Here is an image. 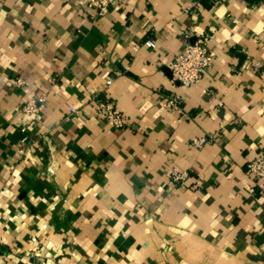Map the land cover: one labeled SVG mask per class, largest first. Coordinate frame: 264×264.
I'll return each instance as SVG.
<instances>
[{
  "label": "crops",
  "instance_id": "obj_1",
  "mask_svg": "<svg viewBox=\"0 0 264 264\" xmlns=\"http://www.w3.org/2000/svg\"><path fill=\"white\" fill-rule=\"evenodd\" d=\"M188 1L100 14L87 0H0V264H264V188L245 171L264 147V0L186 14ZM204 33L211 68L172 81L173 55ZM38 96L40 113H24Z\"/></svg>",
  "mask_w": 264,
  "mask_h": 264
},
{
  "label": "built area",
  "instance_id": "obj_2",
  "mask_svg": "<svg viewBox=\"0 0 264 264\" xmlns=\"http://www.w3.org/2000/svg\"><path fill=\"white\" fill-rule=\"evenodd\" d=\"M113 0H87L89 6L95 7L100 14L107 11ZM223 0H189L184 6V13L193 14L202 5L203 2L209 5H214ZM155 39H147L144 45L150 48H155ZM215 56L214 50L209 46V34L204 33L197 35L192 42L187 43L183 51L173 55L171 60V80L179 82L185 87L196 85L202 77L211 68ZM111 77L106 80V84L110 85ZM89 101L94 105L95 114L103 120L109 127L121 129L125 125V115L111 101L106 98L90 96ZM44 102L43 96L30 98L23 105V112L30 116H36L40 113L41 106ZM168 103L171 106H176L180 103L178 95H171L168 98ZM70 112H75L73 106H68ZM194 144L200 146L204 142V138L193 140ZM245 171L253 181V185L259 188H264V147H261L256 155L248 160L245 165ZM168 177L176 183L184 182L186 175L184 172L172 170Z\"/></svg>",
  "mask_w": 264,
  "mask_h": 264
}]
</instances>
